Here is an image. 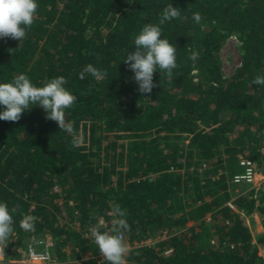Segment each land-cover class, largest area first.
<instances>
[{
    "label": "trees",
    "instance_id": "trees-1",
    "mask_svg": "<svg viewBox=\"0 0 264 264\" xmlns=\"http://www.w3.org/2000/svg\"><path fill=\"white\" fill-rule=\"evenodd\" d=\"M168 2L180 17L161 36L177 66L172 77L154 71L141 94L123 57ZM230 37L241 63L224 77L218 53ZM88 64L99 79L78 78ZM19 73L36 84L65 77L76 96L66 120L81 142L73 147V133L38 105L0 120V200L17 208L0 264H54L21 261L27 241L47 234L56 264H95L101 254L84 233L101 219L112 229L117 204L129 225L125 264H264V232L254 240L247 219L264 214V181L232 178L240 154L264 162V85L251 84L264 73V0H38L25 38H0V81ZM23 214L36 218L31 232L18 227ZM157 228L164 240L138 244Z\"/></svg>",
    "mask_w": 264,
    "mask_h": 264
},
{
    "label": "clouds",
    "instance_id": "clouds-1",
    "mask_svg": "<svg viewBox=\"0 0 264 264\" xmlns=\"http://www.w3.org/2000/svg\"><path fill=\"white\" fill-rule=\"evenodd\" d=\"M38 7V0H0V38L8 37L19 42L26 36V31L34 22ZM180 17L178 7L167 3L159 13L158 24H144L133 38V50L123 57L124 63L133 73V79L137 84V91L141 94L150 93L154 87L153 72H163L166 77H172L176 68V47L167 38L161 36L162 25ZM193 23L199 24L201 16L199 12L191 15ZM197 53H191V59L195 60ZM88 73L93 78L99 79L102 73L91 64L85 65L78 73V78L83 79ZM251 84L264 85V73L255 75ZM64 76H55L40 84L34 83L25 73L15 75L11 81H0V120L15 122L22 112H26L33 106H40L46 114V119L55 121L59 130L73 133L72 145L79 146L80 138L74 132L71 122L66 120V110L74 102L76 96L66 88ZM143 96V95H142ZM115 218L113 228L101 230L102 224L91 227L86 233L101 254L106 264H125V257L131 251L125 242L122 232L129 229L125 213L119 205L113 206ZM17 212L15 206L0 200V241L7 240L12 234L13 217ZM35 217L31 214H23L19 219L18 227L31 232L35 227Z\"/></svg>",
    "mask_w": 264,
    "mask_h": 264
},
{
    "label": "rangeland",
    "instance_id": "rangeland-1",
    "mask_svg": "<svg viewBox=\"0 0 264 264\" xmlns=\"http://www.w3.org/2000/svg\"><path fill=\"white\" fill-rule=\"evenodd\" d=\"M218 58H219V62H220V69H221L223 76L224 77L230 76L241 63L240 42L235 37L228 38L226 40V42L224 43V45L221 47V49L218 53ZM238 158L239 159L240 158H247V156L240 154L238 156ZM262 158H264V147L262 148ZM195 166H196V164L194 161V163L191 165V168H195ZM256 171H257L256 172L257 173L256 174V183H255L256 185H254V186H258V185L262 184L264 181V162H261L260 164H258L256 162ZM234 176L235 175H233L232 178H234ZM242 184H245V183H241L240 185H242ZM233 186L234 185H232L231 188ZM239 190H240V188L237 186L235 189H232L231 192L233 194L235 192H238ZM111 214H113V213H111ZM247 219H248V224H249L250 230H251L252 235H253L254 240H255L259 234L264 232V214H260L259 212L255 211L252 215L248 216ZM188 224H189L188 226H190L192 224V222H189ZM81 232H82V230H81ZM168 233L169 232L166 229L157 228L155 233L151 237L143 239L138 244L153 245L160 240H164L166 238V236H168L167 235ZM32 240L34 241L36 248L41 249L42 247H44L46 242L51 241V238L48 236V234L46 236H34V239L32 236L27 241L26 247ZM125 242L129 245V243L126 240H125ZM26 247L21 250L22 251L21 253L23 256H24V252H25ZM129 247H130V245H129ZM259 253L264 258V244H260ZM2 258H3V255L1 254L0 259H2ZM52 262L54 264L58 263V261L55 259H53Z\"/></svg>",
    "mask_w": 264,
    "mask_h": 264
},
{
    "label": "built area",
    "instance_id": "built-area-1",
    "mask_svg": "<svg viewBox=\"0 0 264 264\" xmlns=\"http://www.w3.org/2000/svg\"><path fill=\"white\" fill-rule=\"evenodd\" d=\"M239 164L242 167V172L235 174L233 181L236 184H249V185H256V162L249 159V158H240L239 159ZM229 205L233 207L230 203ZM99 224L106 225L104 220H99ZM91 229V227H90ZM85 232L84 235L86 236ZM34 239V236H33ZM52 242L48 241L45 243L44 247L41 249H37L34 241L32 240L26 247L24 256L22 258V262L24 263H47V262H52V253H51V246ZM3 255L2 248L0 246V255ZM102 256L97 259L95 264H102ZM72 264H93L88 262L87 260L81 259V260H76Z\"/></svg>",
    "mask_w": 264,
    "mask_h": 264
}]
</instances>
